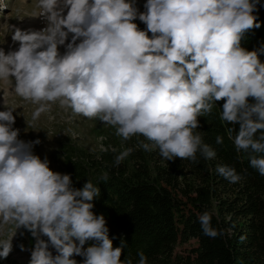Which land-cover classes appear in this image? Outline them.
Masks as SVG:
<instances>
[{
  "label": "clouds",
  "instance_id": "clouds-1",
  "mask_svg": "<svg viewBox=\"0 0 264 264\" xmlns=\"http://www.w3.org/2000/svg\"><path fill=\"white\" fill-rule=\"evenodd\" d=\"M259 4L146 0V11L140 13L132 0H37L36 17H45L48 25L40 31L15 30L18 50L0 49V81L14 80L13 92L38 105L33 121L58 102L74 115L115 127L125 141L143 136L151 143L138 141L137 147L149 152L157 148L167 161H196L198 152L205 160L216 156L194 130L200 128L199 117L224 100L221 120L239 124L232 137L237 152H247L250 166L264 175V155H257L264 154V63L257 51L241 47L244 32L261 26L254 15ZM137 18L147 30L133 22ZM69 34L71 42L61 54L59 46ZM4 100L0 230L13 224L36 238L30 264H77L73 255L85 257L83 264H133L121 259L126 241L114 247L105 217L92 211L100 188L91 180L74 188L69 174L53 171L47 159L35 155L40 140L18 139L19 130L12 127L15 109ZM216 143L222 144L223 137L218 135ZM133 150L120 151L115 165ZM216 171L230 183L242 179L228 165H218ZM198 220L205 236L225 234L212 226L210 212ZM12 237L0 239V257L11 253ZM90 240L94 243L85 248ZM138 256L137 264H148L142 251Z\"/></svg>",
  "mask_w": 264,
  "mask_h": 264
},
{
  "label": "trees",
  "instance_id": "trees-1",
  "mask_svg": "<svg viewBox=\"0 0 264 264\" xmlns=\"http://www.w3.org/2000/svg\"><path fill=\"white\" fill-rule=\"evenodd\" d=\"M145 11L143 6L140 13ZM254 15L261 26L244 32L241 47L257 51L264 63V11ZM137 25L147 30L142 21ZM224 102L216 101L209 114L199 117L200 128L194 130L215 150L210 160L198 152L196 161H167L157 148L149 152L137 147L138 141L151 143L143 136L111 145L107 132L100 133L106 135L107 144L98 155L83 149L67 151L64 174L71 176L74 188H83L88 180L100 188V195L91 202L92 211L105 217L114 247L126 241L122 260L137 264L142 251L148 264H264V175L250 166L247 152H237L232 137L239 124L221 120ZM249 103H255L254 98L249 97ZM218 135L223 137L222 144L216 143ZM123 145L134 150L116 166L114 158ZM218 165L235 168L242 179L230 183L218 174ZM205 211L212 215V226L224 230L223 236L213 239L203 234L198 217ZM191 239L197 245L186 255H177V244Z\"/></svg>",
  "mask_w": 264,
  "mask_h": 264
},
{
  "label": "rangeland",
  "instance_id": "rangeland-1",
  "mask_svg": "<svg viewBox=\"0 0 264 264\" xmlns=\"http://www.w3.org/2000/svg\"><path fill=\"white\" fill-rule=\"evenodd\" d=\"M132 2L138 12H141L146 0H132ZM36 5L37 0H0V48L6 53L19 48V42H14L12 39L17 28L23 31H40L47 27L48 21L45 17H36L39 11ZM257 9L264 11V1L257 5ZM138 21L137 18L133 22L137 24ZM71 36L72 34H69L65 45L59 46L61 54L65 53L67 43L71 42ZM79 42L77 41V43ZM13 87L14 80L12 79L8 82L0 81V111L6 110L5 97L6 106L15 109L13 112L15 123L12 127L19 130L18 139L25 142L40 140V143L34 146L33 153L42 160L47 159L49 167L55 172L64 174L65 156L70 148L72 150L83 149L86 153L98 155L100 149L102 150L101 144L107 140L106 135L100 136L98 140V136L102 132L108 133L109 139L112 141L110 142L111 145H113L112 143H126L125 140L116 135L115 127L103 124L99 118L74 115L70 108H61L58 102L51 104L50 110L42 113L37 120L33 121L32 114L38 105L16 95L13 92ZM63 146H66V149ZM126 148L128 146L123 145L122 150ZM11 237L12 251L7 258L0 257V264H30L36 238L24 227L17 229L13 224L4 225L3 229L0 230V239ZM41 238L48 240L46 236ZM20 245H23L25 250L22 251ZM196 245V239L179 242L175 253L186 255ZM88 246L86 243L84 247L87 248ZM49 251L52 252L53 256L58 254L51 245H49ZM71 258L77 264L85 259L79 255H73Z\"/></svg>",
  "mask_w": 264,
  "mask_h": 264
},
{
  "label": "bare ground",
  "instance_id": "bare-ground-1",
  "mask_svg": "<svg viewBox=\"0 0 264 264\" xmlns=\"http://www.w3.org/2000/svg\"><path fill=\"white\" fill-rule=\"evenodd\" d=\"M1 42V41H0ZM1 44V43H0ZM2 45H3V43H2ZM1 47V46H0ZM3 48V47H2ZM1 49V48H0ZM11 98V97H10ZM16 98V97H15ZM9 100V99H8ZM102 137H103V135H102ZM106 142H104V144H101L102 145V150L104 151L105 149H106V144H105Z\"/></svg>",
  "mask_w": 264,
  "mask_h": 264
}]
</instances>
